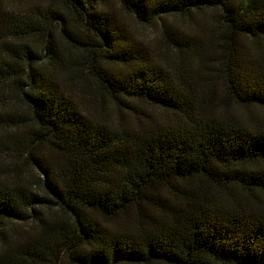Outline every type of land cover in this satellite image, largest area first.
Masks as SVG:
<instances>
[{"label":"trees","instance_id":"trees-1","mask_svg":"<svg viewBox=\"0 0 264 264\" xmlns=\"http://www.w3.org/2000/svg\"><path fill=\"white\" fill-rule=\"evenodd\" d=\"M0 264H264V0H0Z\"/></svg>","mask_w":264,"mask_h":264},{"label":"rangeland","instance_id":"rangeland-1","mask_svg":"<svg viewBox=\"0 0 264 264\" xmlns=\"http://www.w3.org/2000/svg\"><path fill=\"white\" fill-rule=\"evenodd\" d=\"M214 17H215L214 13L207 11V12L196 13L192 17H190L189 19L178 18V19H173V20L176 23H178L179 25L182 24V26H187L188 28H190L191 31L196 32V29L200 26V24L210 22ZM132 26L135 29L136 33L140 37H143L144 39L149 40V39H153V37L156 36V29L153 27L140 28L138 26H135L134 24ZM139 109L145 110L146 112L151 113L153 115H158V113H159L158 110H155L151 107L140 106ZM240 112L243 113L245 111H244V109H240ZM111 116L115 120L118 118L117 115H111ZM128 116H129L128 114L124 113L122 115V118H126V117L128 118Z\"/></svg>","mask_w":264,"mask_h":264}]
</instances>
